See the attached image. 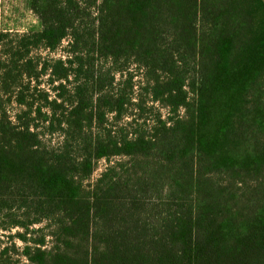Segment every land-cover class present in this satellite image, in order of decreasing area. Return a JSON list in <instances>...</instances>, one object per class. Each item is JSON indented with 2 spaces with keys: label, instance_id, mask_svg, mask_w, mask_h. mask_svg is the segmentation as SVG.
<instances>
[{
  "label": "trees",
  "instance_id": "trees-1",
  "mask_svg": "<svg viewBox=\"0 0 264 264\" xmlns=\"http://www.w3.org/2000/svg\"><path fill=\"white\" fill-rule=\"evenodd\" d=\"M31 5L39 32H0V215L25 245L0 241V264H264V0ZM83 5L95 11L89 32ZM68 36L66 60L35 65L33 51ZM108 60L144 69L141 89L168 110L152 134L105 128L127 101L106 92L114 78L97 63ZM43 75L60 92L35 86L37 102L30 81ZM40 121L58 125L61 145H47Z\"/></svg>",
  "mask_w": 264,
  "mask_h": 264
},
{
  "label": "rangeland",
  "instance_id": "rangeland-1",
  "mask_svg": "<svg viewBox=\"0 0 264 264\" xmlns=\"http://www.w3.org/2000/svg\"><path fill=\"white\" fill-rule=\"evenodd\" d=\"M31 3L32 0H0V32H7L12 35H24L39 32L42 29L41 21L32 9ZM83 12L82 17L78 18L77 25L84 29L85 32H89L95 19V11L94 8L89 9L86 5H83ZM71 40L72 38L68 36L55 50H47L43 48L33 51L31 53V57L35 60V65H38L39 61L42 63H50L53 60L61 58L66 60L65 55L69 50L68 43ZM81 62L84 65L83 71H87L88 73V71L92 70L91 61L84 58ZM97 64L102 65L105 74H107L109 78H114L113 85H108L106 92H109L110 95L114 96V99H117L120 95H125L127 100L123 107L121 116H117L116 113L107 111L105 128L108 131H111L112 134L118 136L124 134L129 135L130 138H132L135 133L150 135L152 134V131L159 119L164 121L167 120L168 110L161 104L152 102L145 91L141 89L144 84V78L142 77L144 75V69L135 63L134 60H130V62H126L124 60L112 62L111 60H108ZM76 66V64L73 65L74 68H76ZM192 66L193 63L190 62V67ZM40 68L41 67L38 66V71ZM95 69L97 68L95 67ZM84 76L85 75H82V77ZM75 82L76 79L74 78V75H71L69 81L64 84L67 86L68 90V93L64 96V99L66 100V107L68 108H70L73 101L72 95ZM191 82L192 81H187L186 83L188 90V86ZM30 86V96L34 94L37 102H41L42 100L38 92L40 90L42 92H48L50 100L55 99L56 96H58L57 94L60 92L56 91L58 84L51 85L49 77L46 75L41 76L38 81L32 79V81H30ZM35 86H38V91H35ZM192 97L193 96L190 95V98ZM9 110L10 114L14 115L18 112L19 108L16 104H13L9 107ZM43 112L46 111L43 110ZM180 114L182 115L183 112H180ZM38 125L39 132L48 146L57 147L64 141V132L57 124L53 126V129H50V132L47 128L48 125H45L44 122L40 121ZM63 129H65V127H63ZM106 165V161H99L92 179H96L105 169ZM11 214H16V216L21 217V220L25 219L24 216L22 217V213L20 212H12ZM14 218L15 217H12L9 213L0 215V225L9 228L7 230H2L0 227V241L5 246L11 247L16 245V248L21 251L25 246L24 243L17 239L12 241V239L8 238L11 235L23 232V229L19 227L11 228ZM42 226L43 224H37L34 225L32 229H38ZM16 258L19 260V264H30L20 255H16Z\"/></svg>",
  "mask_w": 264,
  "mask_h": 264
}]
</instances>
